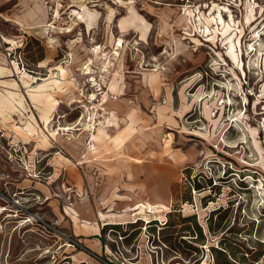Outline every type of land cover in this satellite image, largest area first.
<instances>
[{
    "label": "rangeland",
    "instance_id": "rangeland-1",
    "mask_svg": "<svg viewBox=\"0 0 264 264\" xmlns=\"http://www.w3.org/2000/svg\"><path fill=\"white\" fill-rule=\"evenodd\" d=\"M0 264H264V0H0Z\"/></svg>",
    "mask_w": 264,
    "mask_h": 264
},
{
    "label": "crops",
    "instance_id": "crops-1",
    "mask_svg": "<svg viewBox=\"0 0 264 264\" xmlns=\"http://www.w3.org/2000/svg\"><path fill=\"white\" fill-rule=\"evenodd\" d=\"M82 7H84V6H82ZM85 8V7H84ZM71 12H73L72 14H70V17H72V19L73 20H71V26H69V27H65V28H60V27H56V26H53V23H49L48 25H46L48 28H50L51 30V34H56L58 31H64V32H66V33H70L71 31H72V29L74 28V27H76V26H78V25H82V27H84V28H86V30L87 31H90V30H92V29H94V25H95V23H96V15H93V14H90L88 11H82V8H80V9H77V10H75V11H71ZM133 21V19H132V17L130 18L128 15L126 16V17H123L122 19H120V20H118V22H117V28H118V33H120V34H122V33H125V31L127 30V29H133L134 28V23L132 22ZM139 21V20H138ZM139 23V25H140V23L141 22H138ZM123 24V25H122ZM143 26V27H142ZM141 26V29H140V32H142L143 33V38H140L141 40H144V38H145V35H146V33H147V27L146 26H144V25H142ZM73 27V28H72ZM41 30H45V27H43ZM57 30V31H56ZM110 37H109V41L111 42V55L113 56V57H118L119 56V54H120V52L118 53V55L117 54H113V51H114V49H115V42H116V40L117 39H119V38H121L122 39V35H121V37H112V34H110L109 35ZM139 37H140V34H139ZM140 41V40H139ZM114 48V49H113ZM123 49V48H122ZM101 52H102V47H100V50L99 51H97V50H95L93 47L92 48H89V50H88V53L89 54H91V55H94L96 58H98V59H101ZM110 65H111V63H110V60L108 59L107 60V62L105 63V66H103L102 67V69H104L105 67H107V70H106V72H98L99 74H104V73H108V71H109V69H110ZM85 66V64L81 67V68H83ZM61 71V70H60ZM88 72H90L91 74H93L92 73V71H91V69L88 71ZM61 73H63V71H61ZM60 76L62 77L63 75L62 74H60ZM98 78V77H97ZM104 78V77H103ZM101 79H102V76H100L99 77V79H98V83H100L99 81H101ZM102 82V81H101ZM101 85H102V83H100ZM24 85V84H23ZM52 85H55L56 87H57V85H58V82H56V81H49V79H43L42 80V84L41 85H39V86H37L36 88H38V89H40V90H42L44 87H47V86H52ZM116 85V84H115ZM115 85L113 84V83H110V85H106L105 84V82H104V86H105V88H106V93H107V97L109 96V94H112L113 93V91H116L115 90ZM114 94V93H113ZM102 100H103V98H102ZM104 103H105V101H104ZM41 117V116H40ZM41 119H42V117H41ZM103 127V126H102ZM98 128V127H97ZM96 132H97V129H96ZM97 134V133H96ZM101 136L103 137H105L106 136V134L105 133H101V135H99L98 137H97V139L95 140L96 142H98V140L99 139H101ZM95 141H93L92 139H91V144H90V146L88 147V148H86V151L87 152H95ZM66 209V208H65ZM70 211L71 213H74L77 217H78V214H77V212L75 211V209L74 208H72V209H70V208H67L66 209V214H68V211ZM100 212H97L96 213V217H98L99 218V216H100V218H101V215L99 214ZM69 217H70V215H69ZM74 217V216H73ZM79 218V217H78ZM76 218L74 217L73 218V220H72V218H71V220L72 221H77V219L75 220ZM97 219V218H96ZM80 221H82V225H87V224H89L90 222L89 221H87V220H84V219H79Z\"/></svg>",
    "mask_w": 264,
    "mask_h": 264
},
{
    "label": "bare ground",
    "instance_id": "bare-ground-1",
    "mask_svg": "<svg viewBox=\"0 0 264 264\" xmlns=\"http://www.w3.org/2000/svg\"><path fill=\"white\" fill-rule=\"evenodd\" d=\"M213 10V9H212ZM219 10V9H218ZM217 10V11H218ZM213 13V12H212ZM221 14V13H220ZM218 19H219V17H218ZM123 25V24H122ZM138 34H140V37H139V40L140 41H142L140 38H143L142 37V35H143V33L141 32V33H138ZM227 39V38H226ZM225 39V40H226ZM123 39H121V38H119V39H117L116 40V42L114 43L115 44V49H114V51H113V54H117L118 55V53L122 50V48H123ZM137 44V43H136ZM227 44V42H224V45H226ZM231 47H233V45L231 46ZM94 49L95 50H99L100 49V46H94ZM233 49H234V47H233ZM251 50V49H250ZM119 51V52H118ZM234 52V51H233ZM229 57V56H228ZM227 57V58H228ZM236 58V57H235ZM229 59V58H228ZM229 61H230V59H229ZM235 63H236V61H235ZM89 64V63H88ZM88 64H86L83 68H82V72H80V74L81 75H83V76H87L88 75V71L90 70V68H89V65ZM106 70H107V67H105L104 69H100L99 71L100 72H106ZM155 70V69H154ZM87 83L89 84V87L91 88H94L95 87V92L97 93V94H94V93H92V94H88V97L89 98H92V99H95L96 98V95H100V94H103L104 92H102V88H101V86H100V84H98L97 83V81H96V79L94 78L93 79V77H88V79H87ZM107 94H106V92L103 94V99H104V101L106 102V100H107ZM108 101V100H107ZM88 127H84V129H87ZM72 129V128H71ZM71 129H69V128H66V129H63V130H71ZM60 130V129H59ZM59 134V132H55L53 135L54 136H57ZM91 139L93 140V141H95L96 139H97V136H95V135H91ZM89 146V144H87V147ZM69 206H71V205H69ZM69 214V213H68ZM71 215V214H70ZM71 217V216H70ZM76 220V219H75Z\"/></svg>",
    "mask_w": 264,
    "mask_h": 264
},
{
    "label": "trees",
    "instance_id": "trees-1",
    "mask_svg": "<svg viewBox=\"0 0 264 264\" xmlns=\"http://www.w3.org/2000/svg\"><path fill=\"white\" fill-rule=\"evenodd\" d=\"M195 228L197 229V231H198V233L200 232V228H199V226H197L196 224H195ZM152 241V240H151Z\"/></svg>",
    "mask_w": 264,
    "mask_h": 264
}]
</instances>
